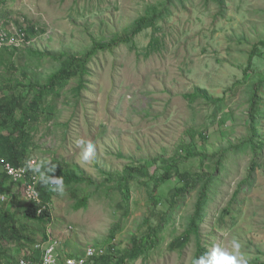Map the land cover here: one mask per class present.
I'll return each mask as SVG.
<instances>
[{
  "label": "rangeland",
  "instance_id": "rangeland-1",
  "mask_svg": "<svg viewBox=\"0 0 264 264\" xmlns=\"http://www.w3.org/2000/svg\"><path fill=\"white\" fill-rule=\"evenodd\" d=\"M148 9L165 10L156 31L136 34L134 48L86 59L80 92L79 76L62 82L21 135L31 85L45 83L70 55L85 59L95 40L123 34ZM0 26L7 34L0 108L21 101L13 115L0 113V135L18 147L21 162L33 156L41 171L68 169L94 181L63 182L64 194L49 190L48 203L41 196L36 204L51 215L41 222L25 216L39 174L10 178L0 166V264L36 262L49 245L62 259L95 247L109 264L200 257L207 264L214 247L236 254L234 239L248 264H264V0H0ZM197 89L218 100L193 98ZM78 140L96 146L91 162L81 159ZM185 172L191 182L179 194ZM133 240L143 247L126 257Z\"/></svg>",
  "mask_w": 264,
  "mask_h": 264
},
{
  "label": "trees",
  "instance_id": "trees-1",
  "mask_svg": "<svg viewBox=\"0 0 264 264\" xmlns=\"http://www.w3.org/2000/svg\"><path fill=\"white\" fill-rule=\"evenodd\" d=\"M221 2V0H218ZM165 14V10H152L148 9L147 12L137 18L134 21V24L132 27L125 31L121 35H117L116 37H113L107 41H99L95 40L94 44L92 46V49L89 52L85 53V59H77L73 55L69 56L68 61L66 64L62 65L60 68H58L55 72H53L49 77L47 78V81L45 83H34V85H31V88L35 90V94L33 95V98H30L28 103L25 105H21V117L19 119V122L21 123V135L25 133V129L28 126V116L30 113L33 115L39 113V109H41V102L42 100L47 97L50 94H58L60 89V84L67 79H70L74 76H79V84L75 88L76 94L80 92L81 88L83 87V75L88 72L87 68V60H89L90 56H92L94 53L98 51H113L121 44H129L132 48L135 46L134 38L136 34L141 32L143 29L146 28H153L154 31L157 30V19L158 16ZM159 39L154 35L152 37V40L149 43L150 48L154 50L158 46ZM87 59V60H86ZM195 97H204L209 100H218L216 98H212L208 93H206L203 90L197 89L193 94H190ZM21 101L18 99L17 101H8L5 103V106L3 104V107L0 108V113H6L7 115H13V113L16 111L17 107L20 105ZM2 124V123H1ZM0 124V125H1ZM253 131H256L252 127ZM9 143V136L0 135V159L5 158L7 159L12 165L14 166H24L27 163L20 161V156L18 154V147H16L15 144ZM262 144L260 142L253 143L252 147L254 148V151L257 153L259 151V148H261ZM188 156H193V152L191 150L187 151ZM207 153H202L200 155L201 158H206ZM30 160V157H29ZM28 160V161H29ZM27 161V162H28ZM176 161V160H175ZM175 164V163H174ZM173 166V164H172ZM254 166L251 167V170ZM47 176L48 177H56V178H62L64 183L70 184V183H93V179L90 177L88 178L85 176V174H77L73 172L72 170L68 169H56L52 166L47 169ZM180 177L181 182L179 183L178 188H176V192L179 194H183L186 189L189 188V182H191L190 176L187 172L178 174ZM10 177V176H9ZM11 178V177H10ZM38 191L40 193V196H42L44 203H48L51 199V192L49 191V188L42 184L40 181V185L38 182ZM1 201V199H0ZM88 202V197L85 196L80 200L79 203L76 204V209H79L83 206H86ZM202 202H203V196L199 197V200L196 204V211L194 217L191 219L190 226L192 228H196V222L195 218L199 217L202 211ZM40 211V213H38ZM25 216L28 219L37 220L41 222H47L48 219H50L51 215L49 214L47 209H40V207L36 204V202L33 200L32 203L29 204V206L26 209ZM4 234L7 233V227L4 228ZM6 235H3V237ZM5 238V237H4ZM47 240V236L44 239ZM132 245L129 246V248H126L125 254L126 257L129 255H137L139 251L142 249V244H140L139 241H132ZM31 253L29 252V255L26 256V258H30ZM105 255L96 258L95 264H109L107 262H110V257L103 259ZM100 259V260H99ZM17 261V260H16ZM15 259L11 261H6L8 264L12 263L15 264ZM5 262V261H3ZM115 264V263H112Z\"/></svg>",
  "mask_w": 264,
  "mask_h": 264
},
{
  "label": "clouds",
  "instance_id": "clouds-1",
  "mask_svg": "<svg viewBox=\"0 0 264 264\" xmlns=\"http://www.w3.org/2000/svg\"><path fill=\"white\" fill-rule=\"evenodd\" d=\"M77 146L82 148L81 159L85 163L91 162L95 155L96 146L91 141L78 140ZM27 168L32 170L35 173L39 174L40 180L43 185L47 186L50 191L57 192L60 195H63L65 192L63 179L56 178L54 176L48 177L46 172L41 171V165H37L35 161L27 162ZM11 171V170H10ZM36 203L41 202L35 201ZM41 211V210H40ZM232 248L236 254H230L229 252L223 250L220 247H214L211 255L207 259V264H248V261L239 255L240 243L238 240L232 241ZM52 249H48V252L51 253ZM89 254L91 252L89 251ZM207 255V254H206ZM45 264H50V257H45ZM67 264H74V261L69 260ZM193 264H206L205 259L200 257L193 261Z\"/></svg>",
  "mask_w": 264,
  "mask_h": 264
},
{
  "label": "built area",
  "instance_id": "built-area-1",
  "mask_svg": "<svg viewBox=\"0 0 264 264\" xmlns=\"http://www.w3.org/2000/svg\"><path fill=\"white\" fill-rule=\"evenodd\" d=\"M0 37L2 39L5 40V38L7 37V34L3 31L2 33H0ZM29 161H35V163L37 164V160L34 157H31V159ZM28 161V162H29ZM0 166L2 168V170L11 177V175L18 177L20 179H23L26 177V179H32V174L30 169L27 168V164L24 166H14L12 165L7 159L5 158H1L0 159ZM11 170V171H10ZM34 180H31V188L29 190L30 195L27 199L29 200H34V201H40V193L38 191V187L37 184L39 182V180H35L36 177L33 176ZM48 247V246H47ZM48 249H52L51 253L48 252ZM46 251L43 249L42 250V256L41 259L36 261V262H30V261H26L25 259H21L18 263L16 264H45V257L49 256L50 257V264H67V262L69 260L74 261V264H89L90 262H92V257H99L102 256L103 254V249L100 248H88L85 252V255L82 256L81 258H73V257H69V256H64L63 259L61 258V256L59 257V255H57L55 253V246L54 245H49ZM89 251L91 252V254H89Z\"/></svg>",
  "mask_w": 264,
  "mask_h": 264
},
{
  "label": "bare ground",
  "instance_id": "bare-ground-1",
  "mask_svg": "<svg viewBox=\"0 0 264 264\" xmlns=\"http://www.w3.org/2000/svg\"><path fill=\"white\" fill-rule=\"evenodd\" d=\"M3 32V30H2V27L0 26V33H2ZM6 43V40H4V39H2L1 37H0V46H2V45H4ZM33 157V156H32ZM38 185V184H37ZM3 201H5V200H3ZM16 261V260H15Z\"/></svg>",
  "mask_w": 264,
  "mask_h": 264
}]
</instances>
